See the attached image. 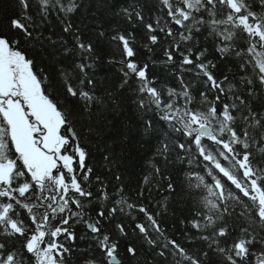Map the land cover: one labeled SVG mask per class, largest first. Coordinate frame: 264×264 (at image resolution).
Segmentation results:
<instances>
[{
    "label": "snow or ice",
    "instance_id": "1",
    "mask_svg": "<svg viewBox=\"0 0 264 264\" xmlns=\"http://www.w3.org/2000/svg\"><path fill=\"white\" fill-rule=\"evenodd\" d=\"M0 264H264V0H0Z\"/></svg>",
    "mask_w": 264,
    "mask_h": 264
},
{
    "label": "trees",
    "instance_id": "2",
    "mask_svg": "<svg viewBox=\"0 0 264 264\" xmlns=\"http://www.w3.org/2000/svg\"><path fill=\"white\" fill-rule=\"evenodd\" d=\"M104 47L107 48V49H109V53H108L109 55L112 54V52H113V50L115 48L114 45H108L107 42H105ZM115 55H116L117 59H119V53H115ZM140 58L142 60H148V56L145 55V54H143V53L141 54V57ZM155 58L156 57H153V59H155ZM152 71H155V69H152ZM136 163H138L140 167H144V168L147 167L146 159L145 160H139ZM140 167H137L134 170L137 171V172H139L140 171ZM133 183H135V177L133 178Z\"/></svg>",
    "mask_w": 264,
    "mask_h": 264
}]
</instances>
